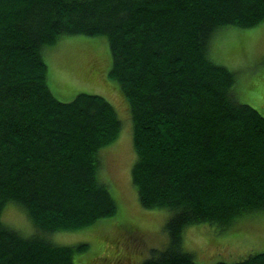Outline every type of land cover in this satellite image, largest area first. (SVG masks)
Returning a JSON list of instances; mask_svg holds the SVG:
<instances>
[{"label":"trees","instance_id":"obj_1","mask_svg":"<svg viewBox=\"0 0 264 264\" xmlns=\"http://www.w3.org/2000/svg\"><path fill=\"white\" fill-rule=\"evenodd\" d=\"M263 20L264 0H0V264H74L87 245L52 235L117 212L99 169L122 121L102 96L50 91L43 52L62 37L106 38L132 123L131 183L143 208L168 213L166 246L140 264H196L187 227L222 232L264 211V117L210 58L217 30ZM9 204L30 236L2 221ZM214 264H264V252Z\"/></svg>","mask_w":264,"mask_h":264},{"label":"rangeland","instance_id":"obj_2","mask_svg":"<svg viewBox=\"0 0 264 264\" xmlns=\"http://www.w3.org/2000/svg\"><path fill=\"white\" fill-rule=\"evenodd\" d=\"M43 53L48 87L56 98L70 101L79 93L102 96L116 108L122 121L116 140L100 152L99 169V178L109 186L117 212L80 230L55 232L52 242L87 245L84 251L74 253V264H140L150 250L166 246L164 225L168 213L143 208L131 183L135 161L132 123L118 83L109 76L111 55L107 40L103 36L62 37ZM263 56L264 20L250 28L222 27L215 32L210 45V58L234 74V87L241 103L264 117ZM22 212L9 204L2 213V221L23 236H30L33 226ZM183 235L196 264L236 262L249 254L264 252V211L243 215L222 232L215 226L197 224L187 227Z\"/></svg>","mask_w":264,"mask_h":264},{"label":"crops","instance_id":"obj_3","mask_svg":"<svg viewBox=\"0 0 264 264\" xmlns=\"http://www.w3.org/2000/svg\"><path fill=\"white\" fill-rule=\"evenodd\" d=\"M233 94L236 96V98H238V96H237L238 91L235 89V87H234V89H233ZM238 99H239V98H238Z\"/></svg>","mask_w":264,"mask_h":264}]
</instances>
